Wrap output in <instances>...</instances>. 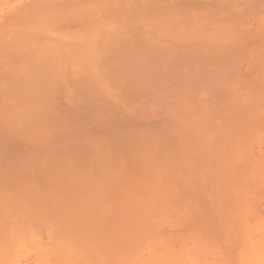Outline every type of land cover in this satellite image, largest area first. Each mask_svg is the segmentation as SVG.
<instances>
[{"label": "rangeland", "instance_id": "obj_1", "mask_svg": "<svg viewBox=\"0 0 264 264\" xmlns=\"http://www.w3.org/2000/svg\"><path fill=\"white\" fill-rule=\"evenodd\" d=\"M111 130L137 152H102ZM0 133V264H135L149 249L162 264L166 244L183 264L253 261L264 0H0ZM87 139L104 167L63 162Z\"/></svg>", "mask_w": 264, "mask_h": 264}, {"label": "bare ground", "instance_id": "obj_2", "mask_svg": "<svg viewBox=\"0 0 264 264\" xmlns=\"http://www.w3.org/2000/svg\"><path fill=\"white\" fill-rule=\"evenodd\" d=\"M65 46H67L68 45V43H67V45L66 44H64ZM92 49L94 48V47H91ZM87 49V48H86ZM89 49V48H88ZM88 49H87V51H88ZM90 50V49H89ZM93 52H95L94 51V49L92 50ZM86 72V71H85ZM84 73V72H83ZM88 73V72H87ZM91 73H92V71H91ZM87 75H91V74H85V76L83 75V77H84V79L86 78V76ZM91 76H93V75H91ZM90 77V76H89ZM57 87V86H56ZM56 92V91H55ZM66 92V91H65ZM76 93V92H75ZM75 93H74V95H75ZM86 93H88V92H85L84 93V95L86 94ZM82 94H83V92H82ZM89 94H92V93H89ZM89 94L87 95L86 94V96H89ZM79 96V95H78ZM89 98H92L93 99V97H91V95H90V97ZM81 101H83L82 99H83V96H82V98L80 97L79 98ZM85 99V98H84ZM91 99V100H92ZM87 100V99H86ZM83 101V102H85V103H87V101ZM90 100H88V102H89ZM95 101V100H94ZM90 103V102H89ZM88 103V104H89ZM95 103V102H94ZM71 104V103H70ZM73 104V103H72ZM87 104V105H88ZM82 105H84V104H82ZM90 105H92V104H90ZM89 106V105H88ZM61 108V107H60ZM58 109V108H57ZM65 110H67V108L65 109ZM71 113V112H70ZM60 115V114H59ZM62 115V114H61ZM147 115V114H146ZM145 115V116H146ZM69 116H71V115H69ZM34 117V116H33ZM108 117V116H107ZM49 119V118H48ZM107 120V119H106ZM105 121V120H104ZM74 123V122H73ZM79 124V123H78ZM105 124H103L102 123V129L105 127L104 126ZM12 126V125H11ZM92 126V125H91ZM104 126V127H103ZM68 128V127H67ZM106 128H108V127H106ZM90 131V130H89ZM97 131H99V129H97ZM102 131H104V129L102 130ZM101 131V132H102ZM87 132H88V130H87ZM106 132V131H105ZM125 132V131H124ZM171 132V131H170ZM2 133V132H1ZM0 133V134H1ZM98 133V132H97ZM120 133V132H119ZM123 133V132H122ZM122 133H120V134H122ZM126 133V132H125ZM3 134H4V132H3ZM3 134H2V136H3ZM5 134H7L6 132H5ZM64 134V133H63ZM62 134V135H63ZM66 134V133H65ZM99 134V133H98ZM102 134V133H101ZM7 135H9V134H7ZM6 135V136H7ZM103 135V134H102ZM129 135V134H128ZM61 136V135H60ZM60 136H59V138H60ZM64 136H70V135H64ZM122 136H125V134L124 135H122ZM3 137H5V136H3ZM3 137H1V138H3ZM104 137L105 138H103L102 136H98V137H95V139L97 138V143H99V142H101L102 144L104 143V145H103V148L101 149V151L102 150H104V152L106 151V149H109V150H112V159H118V160H120L121 158H123L122 156V152H120V150H121V148H123L125 151H126V153L127 154H131V153H133V152H137V148H136V143H134L133 141L132 142H130V141H127L126 142V140L125 139H122V137L120 136V135H118L117 133H112V130L110 131V133H106V135H104ZM58 138V139H59ZM62 138V137H61ZM67 138V137H66ZM70 138V137H69ZM69 138H67V139H69ZM138 138V137H137ZM71 139V138H70ZM1 141H2V139H0ZM3 140H4V138H3ZM65 140V139H64ZM64 140H62L63 141V144H65L64 143ZM71 140H73V139H71ZM70 140V141H71ZM88 140V141H87ZM86 141H80V142H76V140L74 141V142H76V143H71L69 146H68V144H66L67 146H65V147H69L70 149H73V150H70V151H72V154L74 155V156H76V159H68V158H66L65 156H64V158H66L67 160H65V161H63V162H66V161H68V160H71V161H73V162H71L72 164H73V167L74 168H76V169H78V170H80V169H83V168H85V167H89V168H102V167H104L105 165H106V163H108V162H106L107 160L106 159H104V158H102L101 157V155L99 154L101 151L99 150V151H97V153H95L96 152V150L95 151H91V150H89V149H91V148H89L90 147V141H89V139H87ZM124 140V141H123ZM139 140H140V138H139ZM139 140H138V142H139ZM16 141V140H15ZM78 141V140H77ZM92 141H93V139H92ZM123 141V142H122ZM8 142V141H7ZM57 142H58V140H57ZM69 142V141H68ZM136 142V141H135ZM5 143V142H4ZM13 143H17V142H13ZM13 143H11V144H13ZM96 143V142H95ZM100 143V144H101ZM6 144V143H5ZM10 144V143H9ZM59 144V143H58ZM14 145V144H13ZM56 145V144H55ZM61 146H62V144H60ZM98 145V144H97ZM6 147V146H5ZM7 147H10V146H7ZM6 147V148H7ZM63 147V146H62ZM64 147V148H65ZM72 147V148H71ZM63 148V149H64ZM100 148H101V146H100ZM11 149H13L12 147H11ZM16 149V148H15ZM38 149V148H37ZM43 149H44V147H43ZM39 150H40V148H39ZM38 150V151H39ZM41 150H42V147H41ZM67 150H69V149H67ZM67 150L65 151V150H63V152L65 151V152H67ZM14 152H15V150H14ZM17 152V151H16ZM41 152V151H40ZM99 152V153H98ZM103 152V151H102ZM68 153H69V151H68ZM67 153V154H68ZM14 154V153H13ZM37 154V153H36ZM13 156V155H12ZM11 156V157H12ZM141 157H139V162H138V164L136 165V168L137 169H139V168H142V167H144L145 166V157L141 154L140 155ZM6 157V156H5ZM7 158V157H6ZM10 159V158H9ZM13 159V158H12ZM97 159V161L95 162L94 160H96ZM138 159V158H137ZM7 159H5V158H0V162H2L3 163V165L2 166H4V162L6 161ZM32 160L33 161H35L34 160V157L32 158ZM31 161V160H30ZM37 161V160H36ZM8 162H9V160H8ZM12 162V164H17L18 166H19V163H20V161L19 160H17V159H15V162L12 160L11 161ZM10 162V163H11ZM95 162V163H94ZM121 162H123V160L121 161ZM35 162H33V164H34ZM30 164V163H29ZM31 164H32V161H31ZM8 165V164H7ZM36 165V164H35ZM119 165V164H118ZM122 165V164H121ZM2 166H1V168H2ZM17 166V167H18ZM125 166V168H130V166L128 165V164H125L124 165ZM28 167H30V166H28ZM33 167H35V166H33ZM139 167V168H138ZM6 168L7 167H5V169L4 168H2V169H0L1 171H0V179H4V180H10V179H12V178H10L11 177V174H6ZM31 168H32V166H31ZM36 168V170L38 171V169H37V167H35ZM34 169V168H33ZM28 170H29V168H28ZM32 170V169H31ZM36 170H34V171H36ZM33 171V172H34ZM27 172V171H26ZM27 173H29V172H27ZM17 174V173H16ZM2 176H3V178H2ZM15 174H13V179H15ZM3 182V181H2ZM0 184H1V181H0ZM1 186V185H0ZM4 193H8V191L7 190H3V189H0V194L1 195H4ZM10 194H12V193H10ZM162 237V236H161ZM165 237V241L167 240H169V238L171 239V237L169 236V235H167V236H164ZM170 242V241H169ZM168 245L166 244V247H165V250L162 252L163 253V257H164V260H163V263L162 264H183L182 262H179V260H176L175 258H179V257H175L174 259L176 260H167V258H170L171 256H169V249H171V248H169L170 247V245H169V247H167ZM241 247V246H240ZM262 247H264V246H262ZM242 248V247H241ZM71 250H72V252H75V251H77L78 249H75V248H71ZM146 250V249H145ZM243 250V249H242ZM242 250H240V252H239V255H238V264H264V250H262V251H260V253H259V255L257 256V257H255L254 258V260L253 261H251L250 259H248V257H246V255L244 254V252L242 251ZM124 251V250H123ZM143 251V250H142ZM172 251V250H171ZM44 252V251H43ZM49 252V251H48ZM52 253H53V251H51ZM82 253H83V256L81 257V258H78V260H80V259H82V261L85 259V260H89V259H92V257L94 258V256H97V255H102V254H104V255H106V252H107V250H105V249H89V248H84V250L83 251H81ZM51 253V254H52ZM138 253V252H137ZM126 254V253H125ZM134 254V253H133ZM140 254V253H139ZM143 254V253H142ZM139 255L138 256V254H137V256H138V259H134L137 263H135V264H159L158 262V257L157 256H155V254L152 252V249H149L148 250V252H146L145 253V251H144V256L143 255ZM147 254V255H146ZM217 255L215 256V257H213V259H212V264H220L221 262H220V260H218V258H220L221 257V255H222V253H216ZM119 255H121L122 256V250H120V252H119ZM92 256V257H91ZM131 256H133V255H131ZM130 256V257H131ZM136 256V257H137ZM169 256V257H168ZM143 257V258H142ZM162 257V258H163ZM119 258V257H118ZM99 259V258H98ZM97 259V260H98ZM124 259V258H123ZM125 259H126V257H125ZM171 259V258H170ZM112 260V259H111ZM114 260H116V259H114ZM126 260H128V259H126ZM129 260H130V258H129ZM132 260V259H131ZM113 261V260H112ZM111 261V262H112ZM133 261V260H132ZM99 262V261H98ZM103 262V261H102ZM110 262V263H111ZM114 263H115V261H114ZM113 263V264H114ZM126 263V262H125ZM130 263V262H129ZM134 263V262H133ZM101 264H103V263H101ZM124 264V263H123Z\"/></svg>", "mask_w": 264, "mask_h": 264}]
</instances>
